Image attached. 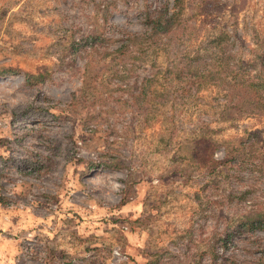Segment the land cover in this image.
<instances>
[{
  "label": "rangeland",
  "instance_id": "rangeland-1",
  "mask_svg": "<svg viewBox=\"0 0 264 264\" xmlns=\"http://www.w3.org/2000/svg\"><path fill=\"white\" fill-rule=\"evenodd\" d=\"M171 3L0 0V264H207L264 214V107L236 85L264 0H181L148 35ZM233 245L222 264H261Z\"/></svg>",
  "mask_w": 264,
  "mask_h": 264
},
{
  "label": "trees",
  "instance_id": "trees-1",
  "mask_svg": "<svg viewBox=\"0 0 264 264\" xmlns=\"http://www.w3.org/2000/svg\"><path fill=\"white\" fill-rule=\"evenodd\" d=\"M171 1L172 11L170 13H167V10L165 8H161L154 11L156 12L154 16L149 13L145 14V24L149 30V32H147L148 35H158L161 33H166L171 29L173 22L178 18L181 0ZM214 41L216 40L214 39ZM263 44L264 41H261L260 45L262 48H264ZM237 62L239 64V68L247 69L242 71L240 69L238 71V74H240V78L236 81V85L239 86V102L249 106V108H252L254 110L256 108L259 109L264 107V51L260 52L256 56L254 61L248 62L246 64H243L241 61ZM249 66L255 67V71L251 72V68ZM13 70V68L7 67L0 70V74H5ZM25 77L27 79L34 80L42 79V77L40 76L34 77L27 73L25 74ZM239 220L240 221L236 225L232 226V230L226 229L221 233V235H219V244L216 248L220 249L221 251L235 248L233 247V243L237 241L241 242L243 240V237L247 236L251 239V242L254 243L257 248L258 246H260L263 249L264 237L254 236L251 238L250 234L256 231L264 233V214H258L256 212L248 213L243 215ZM229 246H232V248H229ZM216 248L213 245H211V247L209 248L208 252L210 253V257H208L209 260L207 261V264L223 263L222 260H224L226 256L222 255L221 253H216ZM245 250L249 251V249ZM230 258L231 256L228 255V259ZM256 260L261 261V264H263L262 260H264V251L260 252V255L256 257ZM143 264H154V262L148 260Z\"/></svg>",
  "mask_w": 264,
  "mask_h": 264
}]
</instances>
